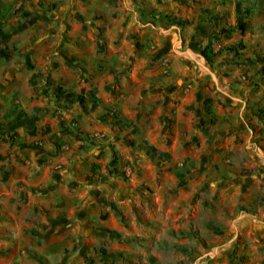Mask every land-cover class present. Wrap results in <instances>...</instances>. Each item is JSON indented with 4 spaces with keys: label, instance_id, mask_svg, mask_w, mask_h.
Here are the masks:
<instances>
[{
    "label": "rangeland",
    "instance_id": "374dc122",
    "mask_svg": "<svg viewBox=\"0 0 264 264\" xmlns=\"http://www.w3.org/2000/svg\"><path fill=\"white\" fill-rule=\"evenodd\" d=\"M0 264H264V0H0Z\"/></svg>",
    "mask_w": 264,
    "mask_h": 264
},
{
    "label": "trees",
    "instance_id": "16d2710c",
    "mask_svg": "<svg viewBox=\"0 0 264 264\" xmlns=\"http://www.w3.org/2000/svg\"><path fill=\"white\" fill-rule=\"evenodd\" d=\"M234 25L233 29H236L240 32H243L247 28V23L244 20V17L247 15L248 10L246 8L241 9L239 5V1L236 2L234 7ZM235 47H233L234 49ZM52 96L56 100H63V101H74L81 107H84L85 101L89 100L92 104V107L95 106L94 101V92L93 90H88L84 92L82 89L77 93L74 91H66L62 86L60 85H54L51 89ZM25 114L17 113L14 117V120L20 119V117L24 116ZM22 147H28L29 145L21 144ZM103 231L113 234L114 236H117V233L114 230H107L102 229ZM101 254H105L104 249H100L99 251Z\"/></svg>",
    "mask_w": 264,
    "mask_h": 264
}]
</instances>
